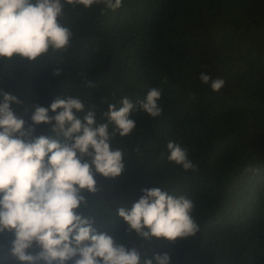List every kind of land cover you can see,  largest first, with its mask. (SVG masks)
<instances>
[{"label": "trees", "instance_id": "16d2710c", "mask_svg": "<svg viewBox=\"0 0 264 264\" xmlns=\"http://www.w3.org/2000/svg\"><path fill=\"white\" fill-rule=\"evenodd\" d=\"M58 19L72 32L65 50L33 62L0 58V91L19 98L10 107L32 128L24 139L65 141L55 121L31 120L35 106L57 97L78 96L84 110L73 112L82 122L92 108L106 122L108 104L120 107L125 96L135 106L136 127L110 141L124 152L122 173H96L97 191L84 193L88 205L78 211L97 232L134 244L141 264L153 253H167L170 264H264V0H122L115 11L65 4ZM201 72L223 87L213 91ZM151 88L161 90L156 118L139 107ZM169 141L187 148L194 170L167 159ZM153 187L193 201L194 237L127 234L117 207L130 208ZM13 239L0 232V264H21L10 253Z\"/></svg>", "mask_w": 264, "mask_h": 264}, {"label": "clouds", "instance_id": "9594fccd", "mask_svg": "<svg viewBox=\"0 0 264 264\" xmlns=\"http://www.w3.org/2000/svg\"><path fill=\"white\" fill-rule=\"evenodd\" d=\"M91 8L104 4L115 11L122 0H0V58L19 57L33 62L49 51H63L72 32L59 22L64 5ZM59 74V70H57ZM200 80L218 92L225 81L212 79L201 72ZM0 232H12L10 253L21 264H141L137 247L118 242L108 232H97L94 220L78 211L88 205L85 192L95 193L96 173L104 177L119 176L124 152L111 148L118 133L128 136L136 127L129 118L134 103L127 96L120 107L108 104L103 113L106 122L98 123L94 108L82 122L76 117L84 110L79 97H57L49 107L35 106L33 124H52L63 133L64 142L46 136L25 140L32 128L11 109L21 103L10 92L0 91ZM161 90L151 88L139 101L140 109L158 117ZM57 109H60L57 112ZM49 110L55 113L49 115ZM109 125H113L109 132ZM167 159L194 170L187 148L173 141L167 143ZM143 195L130 208L119 206L116 215L127 224V234L151 241L153 238L175 241L194 237L198 224L193 219V201L174 196L160 187L144 188ZM39 248L36 254L28 250ZM170 264L167 253H153L143 264Z\"/></svg>", "mask_w": 264, "mask_h": 264}]
</instances>
